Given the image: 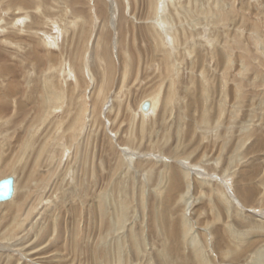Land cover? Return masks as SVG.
<instances>
[{"label":"rangeland","instance_id":"1","mask_svg":"<svg viewBox=\"0 0 264 264\" xmlns=\"http://www.w3.org/2000/svg\"><path fill=\"white\" fill-rule=\"evenodd\" d=\"M263 50L264 0H0V264H264Z\"/></svg>","mask_w":264,"mask_h":264},{"label":"water","instance_id":"2","mask_svg":"<svg viewBox=\"0 0 264 264\" xmlns=\"http://www.w3.org/2000/svg\"><path fill=\"white\" fill-rule=\"evenodd\" d=\"M151 108V101L146 99L141 104V109L148 112ZM16 176L9 175L0 180V201H6L12 198L14 193V184Z\"/></svg>","mask_w":264,"mask_h":264},{"label":"bare ground","instance_id":"3","mask_svg":"<svg viewBox=\"0 0 264 264\" xmlns=\"http://www.w3.org/2000/svg\"><path fill=\"white\" fill-rule=\"evenodd\" d=\"M76 1V0H75ZM220 10V9H219ZM101 11H104V9H103V6H101ZM220 12V11H219ZM214 13L212 16L213 17H215V19H214V21H220L221 19H223L222 17L224 16V14H223V11H221L220 13ZM103 13V12H102ZM205 13V12H204ZM162 19H163V17H162ZM227 19V18H226ZM224 21V20H223ZM258 23V22H257ZM170 32V31H169ZM168 32V33H169ZM256 34L258 35V33L256 32ZM178 36V35H177ZM106 37V36H105ZM162 37V36H161ZM253 38L255 39L256 38V35H254L253 36ZM106 40H107V38H106ZM262 44V43H261ZM244 47H246V46H244ZM264 51V50H263ZM249 53L251 54V58H252V60H251V66H252V63L253 62H255L256 60H258V58H257V56H256V54H252L251 53V51H249ZM106 54H108V51H104L103 52V55H104V57H106ZM263 55H264V53H263ZM108 58H110V56L109 57H106L105 59L107 60V64L109 63V59ZM264 59V58H263ZM243 64L242 65H244V67H245V69H248V67H249V65H248V63L245 61V60H242L241 61ZM108 67H109V64H108ZM103 96V95H102ZM264 96V95H263ZM158 94H157V96L156 97H151V99H149L150 101H151V108H150V110L148 111V112H150V111H153L154 109H156V107H157V102H158ZM102 99V98H101ZM105 100H106V98H105ZM104 101V100H103ZM167 102V101H166ZM101 103V102H100ZM141 104V103H140ZM141 110V109H140ZM144 113V112H143ZM1 180V179H0ZM15 194H17L16 193V181H15V184H14V193H13V196H12V198L14 197H16V195ZM12 198L11 199H9V200H11V201H13L12 200ZM6 201H8V200H6ZM0 202H3V201H0Z\"/></svg>","mask_w":264,"mask_h":264}]
</instances>
